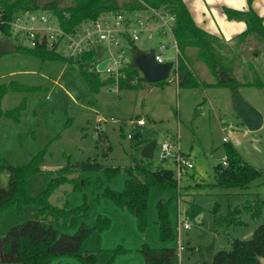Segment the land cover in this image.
<instances>
[{"label": "rangeland", "instance_id": "1", "mask_svg": "<svg viewBox=\"0 0 264 264\" xmlns=\"http://www.w3.org/2000/svg\"><path fill=\"white\" fill-rule=\"evenodd\" d=\"M68 2L60 0L61 5ZM214 3L227 6L230 5L226 3H230L235 5L231 6L234 9L241 7L240 0H194L193 17L190 14L193 21L199 24L201 21L197 20H202L203 12L206 20L218 29L220 26L217 24L219 20ZM208 7L212 15L206 14ZM35 13L34 21L24 12L16 13V18L21 19L17 27L19 39L10 38L16 46H30L26 36L29 27L45 29L49 26L47 32L56 28V19L50 11L38 9ZM41 14L52 23H41ZM150 14L148 11L134 10L126 13L125 19L123 17L124 23L128 24V34H138L133 44L143 49L153 48L165 59L175 60L177 51L169 27L163 24L162 18L151 17ZM104 16L112 21L113 15ZM238 21L223 19L219 32L224 36L231 34V31H235L234 26H238L236 31H239L241 24ZM84 23L78 27V35L73 37L80 41L82 47L89 45L85 38V32H88L91 43L109 45L116 58L121 48L129 56L126 36L122 38L117 33L119 44L115 45L113 41L98 39L92 21ZM69 42L68 38H63L56 51L66 56L72 54V62L41 59L21 50L0 56V85L5 84L9 88L12 84H19L29 89L9 88L1 99L0 107L3 110L23 105L17 120L0 119V160L24 164L33 155L42 152L41 171L28 177L27 193L37 195L51 177L58 176L63 182L49 195V201L59 208L74 211L66 219H61L50 212L40 213L33 204L24 205L21 212L12 205L0 211V233L35 218L46 221L61 233L72 234L81 224L93 227L99 216L107 217L109 226L101 231L94 230L81 245L83 249L95 253L97 264H146L139 251L144 243L153 248L174 247L171 264H211L214 253L228 250L234 238H250L254 230L264 223V208L256 216L241 209V224H218L216 217L228 216L235 207L243 208L248 202L264 199V121L258 129H248L232 107L230 87H178L174 69L166 79H171L167 83L144 81L139 88L122 90L106 82L107 73L100 71L102 83L97 90L91 89L82 74L86 63L78 57L74 47H69ZM235 48L231 49L239 54L232 59L235 77L241 82L264 81V44L250 36L244 45ZM230 51L227 53L232 57ZM192 55V49H189L188 56ZM189 63L197 78L204 81L211 79L204 63L193 60ZM247 63L249 67L252 64L253 71L247 68ZM237 89L264 118V86L241 85ZM139 118L144 120V124L136 123ZM128 134L133 137L129 138ZM151 138L156 139L157 146L163 141L168 142L172 151H179L193 165L178 174L174 158L161 159L155 150L153 157L147 160L152 169L172 168L184 193L181 199H173L169 206L175 238L168 242L160 240L156 224V203L158 199L165 200L163 192L150 189L147 223L145 229L139 231L136 219L130 212L116 207L110 198L102 195L107 187L114 191L123 190L128 177L125 171L121 170L110 179L104 167L89 171H61L62 166L88 159L104 166L128 167L141 158L139 140L146 143ZM226 144L233 145L244 160L260 169L262 176L244 190L202 188L198 183L214 182V166L222 161ZM8 179V173H0V187H5ZM79 183L81 187L76 189ZM191 202L201 208L200 222L186 215ZM179 220L189 227L184 228ZM48 264L85 263L62 255L51 259Z\"/></svg>", "mask_w": 264, "mask_h": 264}, {"label": "trees", "instance_id": "2", "mask_svg": "<svg viewBox=\"0 0 264 264\" xmlns=\"http://www.w3.org/2000/svg\"><path fill=\"white\" fill-rule=\"evenodd\" d=\"M252 1L247 0L249 5L247 9L222 7V11L228 19L242 20L246 24L245 29L233 37L230 42H226L199 27L191 18L183 0H69L64 5H61L60 0H0V37H12L14 32L12 21L18 11L48 10L56 19L61 31L57 39L54 40V44L49 46L43 39L35 46L18 45L17 50L33 54L41 59L52 58L72 62V54L61 55L56 49L64 36L73 35L85 21L97 20L105 14L115 16L118 13L125 16L126 13L134 10L152 13V9L162 8L174 17V27L171 31L178 51L174 68L178 87H196L198 85H227L231 88H238L241 85L264 86V81L261 79L241 82L233 73L234 61L232 59H235L234 55H239L235 51V47L244 45L250 36H254L259 43L264 44V15H259L251 8ZM122 33L123 37L126 36L125 40L130 51L134 45V39L127 30ZM233 47L235 50H231ZM187 48L195 49V59L207 66L215 76L214 82H205L197 78L189 65L190 58L186 53ZM228 51L231 52L232 57L228 55ZM77 55L86 63L82 71L85 82L91 89L97 90L102 82L99 76L100 71L96 69V44L83 47V50ZM257 55L258 52L255 56ZM248 65L249 63H247V68L253 71L252 64L250 67ZM221 72L230 77L229 81L220 80ZM124 75L116 82L111 77H107L105 81L111 84L116 83L118 90L139 88L144 84L140 72L129 62L124 68ZM166 81L162 80L156 84ZM9 88L29 90L19 84H12ZM9 88L5 84L0 85V102ZM22 105L7 110L0 107V119L6 117L17 120ZM142 141L139 140L140 143ZM42 154L40 152L33 155L24 164L16 165L5 159L0 160V173L9 174L8 184L5 187H0V211L14 205L17 211L21 212L24 205L33 204L38 207L40 213L50 212L61 219H66L74 211L59 208L49 201V195L63 182V179H59L58 176L51 177L46 187L37 195L31 196L27 193L28 177L41 171ZM224 156L227 164L217 163L214 166V182L198 183L202 188L244 190L253 180L262 176V171L244 160L233 145L226 144L224 146ZM101 167H104L108 179L121 170L128 175L122 191H114L107 187L102 195L110 198L116 207L130 212L136 219L139 231H143L147 223L150 189L153 188L164 193L165 200L158 199L156 203V224L160 240L163 242L172 241L175 234L169 218V206L173 199H181L184 194L173 169L165 167L152 169L146 159L140 158L128 167L104 166L95 160L88 159L62 166L61 171L65 173L75 169L89 171ZM80 187L79 183L76 189ZM262 208H264V199L248 202L243 205V208L235 207L228 216L218 215L216 222L218 224H241L242 220L239 215L241 209L256 216L260 214ZM200 211V206L191 202L186 209V215L195 217ZM108 226L109 219L99 216L95 226L89 227L81 224L76 232L69 234L59 232L46 221L35 218L27 219L0 233V264H48L51 259L62 255L75 257L85 264H97L95 253L83 249L81 245L83 240L94 230L101 231ZM139 251L142 252L146 264H171L175 255L173 247L153 248L146 243L141 246ZM211 264H264V223L254 230L250 238H234L230 242L228 250L215 252Z\"/></svg>", "mask_w": 264, "mask_h": 264}, {"label": "built area", "instance_id": "3", "mask_svg": "<svg viewBox=\"0 0 264 264\" xmlns=\"http://www.w3.org/2000/svg\"><path fill=\"white\" fill-rule=\"evenodd\" d=\"M151 12H152V16L162 18L163 24L167 25L168 27H169L168 20H170V22L174 21V17L172 15H169L168 13H166V11H164L162 8L161 9H152ZM24 13L28 14V18L31 21L35 20V14H36L35 12L26 11ZM123 17L125 19L124 15L117 13V14H115V16L112 17V21H110L105 16L100 17L99 19L92 21L94 28H95V31L98 34V39L99 40L107 39L108 42L113 41V43L115 45H118L119 42L116 38V34L118 33L120 36H122V32L127 30L126 27L128 26V24L126 25V23H124L125 20L123 21ZM39 19L41 20V23H52V21L48 20L47 17L43 14H41L39 16ZM20 21H21V19H17L16 16H15L14 20L12 21V25L14 27V32H13L12 37L16 38V39L18 38L17 32L19 30L17 29V27H18V22H20ZM83 24H85V23H83ZM46 29L48 30L49 26H46L45 29H44V27H41L38 29H36L35 27H29L27 29V33H26V36L29 40V45L35 46L37 42H42V40L44 39V40H46V43L49 46H51L52 43L54 42V40L57 39V37H58L59 33H61V31L59 30L58 25H56V28L53 31L47 32ZM76 35H78L77 32H75L73 35H66V36H64V38H68L70 40L69 47H74L75 50L77 51L76 54H78L83 50V47L81 46L80 41H76L73 39V37ZM131 36L134 40L138 38V34H135V33L132 34ZM148 37H150V35H148ZM85 38H87L88 44H93L89 40V33L88 32H85ZM103 47L105 50L103 53V58L108 57L109 61L105 64L102 71L106 72L108 77L113 78L116 82L120 77L125 76L124 75V68L127 65V63L129 62V56L126 55L127 51L125 49L121 48L119 53H118V57H117L118 59H117L115 56L112 55V51H111L109 45H107V46L103 45ZM175 48L177 51V47H175ZM161 50H162V48H161ZM128 52H130V51L128 50ZM106 53H108V55H106ZM155 59L158 62L165 60L163 55L157 51H155ZM97 62H98V60H97ZM97 62H96V64H97ZM175 66H176V61H175ZM175 66H174V68H175ZM115 85H116V83H115ZM136 123L138 125H142V124H144V120L139 118L136 120ZM131 136H132V134H128L129 138H131ZM155 151L158 153V156L161 159H165V158H169V157L174 158V163L176 165L178 174H180V171L184 170L185 168H191L193 166L191 161L188 160V158L184 157L178 151H172L170 149L169 143L166 141L161 142L159 146H157V143H156ZM221 163L224 165L227 164L225 156L222 157ZM181 221L182 220L178 221L180 225H182L184 228L189 227V225L187 223L182 224ZM180 248H181V246H180Z\"/></svg>", "mask_w": 264, "mask_h": 264}, {"label": "water", "instance_id": "4", "mask_svg": "<svg viewBox=\"0 0 264 264\" xmlns=\"http://www.w3.org/2000/svg\"><path fill=\"white\" fill-rule=\"evenodd\" d=\"M174 25H172V28ZM17 50L14 44L8 37H0V56ZM104 47L102 44L96 45V69L102 71L109 58H103ZM129 63L132 67L136 68L143 77L144 81L148 83H156L168 79L171 70L175 66V61L172 59H165L158 62L155 59V50L153 48L143 49L137 45H133L129 54ZM220 80L223 82L229 81L230 77L226 73L221 72ZM231 101L232 107L241 117L245 126L250 130L258 129L264 118L261 112L254 106L249 104L247 100L240 94L237 88H231ZM202 110V109H201ZM156 145V139L151 138L139 148V156L143 159L149 160L153 157ZM83 184V180L81 181ZM202 214L198 213L195 216L197 222L201 221Z\"/></svg>", "mask_w": 264, "mask_h": 264}, {"label": "crops", "instance_id": "5", "mask_svg": "<svg viewBox=\"0 0 264 264\" xmlns=\"http://www.w3.org/2000/svg\"><path fill=\"white\" fill-rule=\"evenodd\" d=\"M223 2V1H222ZM226 2V1H225ZM193 3H194V0H189V1H187V0H185V4H186V6H187V8H189V14H191V16H192V14H193V7H194V5H193ZM226 4H228V5H230V6H227V5H224V4H220L219 5V3H214V5H213V8H215L216 10H217V17H218V20H219V22L217 23V24H219V26L221 27V22H223V19H225L226 21H232V22H234V21H237V20H230V19H228L227 17H226V15L223 13V11H222V7L223 6H227V7H230V8H233V7H231V6H235V5H233V4H230V3H226ZM240 4H241V7H240V9H247L248 8V3H247V0H240ZM250 6H251V8L256 12V13H258L259 15H264V0H253L252 2H251V4H250ZM190 7H191V9H190ZM206 14H211L212 15V13H211V10H210V8L208 7V8H206ZM151 15V14H150ZM151 17H152V15H151ZM193 17V16H192ZM205 17V13H203L202 12V20H197V22H200L199 24H197L199 27H201L203 30H205L206 32H208V33H210V34H213V35H216L217 37H219V38H221V39H223V40H225L226 42H230L231 40H232V38L233 37H235L237 34H239L241 31H243L244 29H245V27H246V24H245V22L244 21H242V20H239L238 22L241 24V28L239 29V31H236V30H238L237 28H238V26H234L233 28L235 29V31H231L232 33L231 34H227V35H222V33L221 32H219V29H220V27H218V29L217 28H215L214 27V25H213V23L212 22H209V21H207L206 20V17ZM155 20V19H154ZM169 24V29H170V31H171V29H172V25H174V23L173 22H170V23H168ZM233 29V30H234ZM171 34H172V31H171ZM172 36H173V34H172ZM122 38H124L123 37V33H122V36H121ZM173 39H174V37H173ZM174 46L176 47V43H175V40H174ZM189 49L191 50L192 49V56L191 57H189L190 58V60H193V61H197L198 62V60H196L195 59V52H194V49L193 48H187V50H186V53H187V55H188V52H189ZM176 58H177V53H176ZM176 58H175V60L174 61H176ZM165 59V58H164ZM200 62V61H199ZM190 65V64H189ZM191 66V65H190ZM192 68V67H191ZM174 69V68H173ZM204 71V70H203ZM205 72V71H204ZM210 72V71H209ZM206 73V72H205ZM210 75H211V79L209 80V81H205V82H214L215 81V76L210 72ZM174 78H175V75H174ZM171 79H169V80H167L166 81V83L167 82H169ZM176 80V79H175ZM177 83V82H176ZM144 85V84H143ZM143 85H141V86H143ZM224 86H227V85H224ZM229 87V86H228ZM231 88V87H230ZM143 144H145L144 143V141H142L141 143H139V145H138V148H140ZM179 152V151H178ZM180 153V152H179ZM181 154V153H180ZM183 155V154H182ZM184 156V155H183ZM185 157V156H184ZM181 246V245H180ZM174 248V247H173ZM175 249V248H174Z\"/></svg>", "mask_w": 264, "mask_h": 264}]
</instances>
